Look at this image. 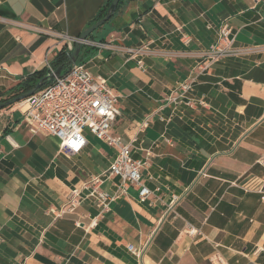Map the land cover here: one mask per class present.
Listing matches in <instances>:
<instances>
[{"label": "crops", "instance_id": "0c3cea01", "mask_svg": "<svg viewBox=\"0 0 264 264\" xmlns=\"http://www.w3.org/2000/svg\"><path fill=\"white\" fill-rule=\"evenodd\" d=\"M105 3L0 0V97L52 71ZM225 22L240 53L202 70ZM84 45L80 63L118 95L111 133L148 161L142 176L154 195L141 202L130 186L99 216L85 190L74 212L56 216L96 176L116 191L122 179L107 172L117 150L85 130L88 144L71 155L30 131L21 101L4 107L0 264H264V0H123ZM185 82V96L204 104L184 103Z\"/></svg>", "mask_w": 264, "mask_h": 264}, {"label": "built area", "instance_id": "2783aa9c", "mask_svg": "<svg viewBox=\"0 0 264 264\" xmlns=\"http://www.w3.org/2000/svg\"><path fill=\"white\" fill-rule=\"evenodd\" d=\"M183 41L188 44L191 38L184 36ZM234 44L233 30L225 22L219 28L217 42L203 53L204 58L200 68L205 70L221 59L238 55L240 51ZM100 45L105 46L104 43ZM126 51L132 55H139L147 49L144 46L128 47ZM138 63L142 65L143 61L140 59ZM179 87L182 90V98H186L185 104L189 106L204 104L203 101L185 96L192 88V82L182 83ZM21 102L27 106L23 117L30 131L32 133L46 132L56 137L61 148L67 153L75 155L84 150L88 144V139L84 134L86 128L117 150V155L107 172V175H117L122 179L116 191L110 194L101 189L105 175L96 176L81 187L73 188L67 197V207L51 209L53 214L60 217L74 212L81 205V194L85 190L90 197L96 199L100 208L99 216L110 212L112 203L126 194L130 186L137 187L138 198L141 202H146L154 195V190L145 184L142 176V168L148 164V161L134 158L132 145L124 144L121 137L111 133L113 123L120 112L116 106L118 95L105 77L95 76L86 69L84 64L76 63L67 73ZM147 126L148 122L144 121L141 128ZM157 189L159 190V187ZM96 222L97 218H94L92 224ZM190 232L196 233L197 230L190 228ZM135 253L139 252L135 251ZM216 264L225 263L217 261Z\"/></svg>", "mask_w": 264, "mask_h": 264}, {"label": "trees", "instance_id": "16d2710c", "mask_svg": "<svg viewBox=\"0 0 264 264\" xmlns=\"http://www.w3.org/2000/svg\"><path fill=\"white\" fill-rule=\"evenodd\" d=\"M113 0H106L105 5L102 7V9L100 10L97 18L93 21L92 24H94L95 22L99 21L100 19H102L103 17L106 16L107 11L109 9V7L111 6ZM123 0H120V3H122ZM95 38V32L90 34L89 39H94ZM85 45L82 46V50L84 49ZM71 52L67 47H63L57 54V56L55 57V59L52 61V65L51 68L52 69H57L59 67L62 68V72L61 74H65L69 71L70 65L68 63V53ZM81 55L79 56L77 63L81 62ZM51 72L50 68H43L42 70L36 71L30 75H28L26 78H24L23 80H21L16 86H14L13 88H11L9 91H7L6 93L2 94L0 97V103L7 101L9 99H11L12 97H16L18 95H21L23 93H26L30 90H32L36 84L38 83V81L40 79H42L43 77H45L48 73ZM54 80L52 81H48L44 86L51 84Z\"/></svg>", "mask_w": 264, "mask_h": 264}, {"label": "water", "instance_id": "95a60500", "mask_svg": "<svg viewBox=\"0 0 264 264\" xmlns=\"http://www.w3.org/2000/svg\"><path fill=\"white\" fill-rule=\"evenodd\" d=\"M119 2H120V0H113L111 6L109 7V9L107 11L106 16L103 17L102 19H100L99 21L95 22L91 26H89L84 31H82V33L80 34V36L78 37V39L76 41L74 49L68 53V63L70 65V68L77 63V60H78L80 51L82 49V46L85 43H87L90 34H92L96 30H98L101 26H103L116 13L117 8L119 6ZM61 72H62L61 67L54 69L53 71L48 73L45 77L40 79L38 81V83L36 84V86L32 90L0 103V110L3 109L4 107L10 106L14 103L23 101L27 97L37 93L41 88L44 87V85L48 81H52V80H55L56 78L61 77L62 76Z\"/></svg>", "mask_w": 264, "mask_h": 264}, {"label": "rangeland", "instance_id": "374dc122", "mask_svg": "<svg viewBox=\"0 0 264 264\" xmlns=\"http://www.w3.org/2000/svg\"><path fill=\"white\" fill-rule=\"evenodd\" d=\"M85 130H86L87 135H89V133H90V132H89V129L86 128Z\"/></svg>", "mask_w": 264, "mask_h": 264}]
</instances>
